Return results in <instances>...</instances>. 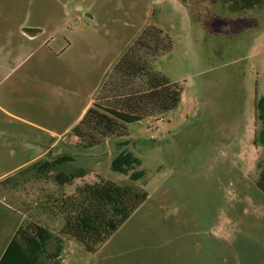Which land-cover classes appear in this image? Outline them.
Masks as SVG:
<instances>
[{"label": "rangeland", "instance_id": "rangeland-1", "mask_svg": "<svg viewBox=\"0 0 264 264\" xmlns=\"http://www.w3.org/2000/svg\"><path fill=\"white\" fill-rule=\"evenodd\" d=\"M148 26L171 40L152 68L182 86L180 104L120 136L78 138L83 108ZM260 96L264 0H0V241L35 221L60 237L61 202L77 186L130 182L111 168L127 149L148 199L95 252L64 236L60 264H264ZM63 155L74 160L40 171Z\"/></svg>", "mask_w": 264, "mask_h": 264}, {"label": "trees", "instance_id": "trees-1", "mask_svg": "<svg viewBox=\"0 0 264 264\" xmlns=\"http://www.w3.org/2000/svg\"><path fill=\"white\" fill-rule=\"evenodd\" d=\"M170 48L171 40L161 28H144L115 64L102 87L103 95L97 96L82 120L73 128L75 135L88 138L92 144L97 142L95 135L103 139L120 136L126 131V123L140 122L150 117L160 118L175 109L182 99V86L152 68L153 60ZM256 108L260 128L255 142L264 147V96L258 98ZM73 160L70 155H63L50 164L45 163L40 171L49 168L55 170L58 165ZM141 166L142 160L132 151H120L113 158L111 168L129 175V183L101 180L77 186L75 193L61 202L65 212L61 236H54L48 226L36 221L26 229L21 226L0 264H40L45 254L60 264L64 236L76 239L87 251L98 250L148 199L149 193L144 188L147 173ZM258 166L261 172L257 185L264 192V160ZM85 175V170L81 169L77 172L60 171L55 177L60 185H66ZM53 238L57 240V250L48 253L47 245Z\"/></svg>", "mask_w": 264, "mask_h": 264}, {"label": "crops", "instance_id": "crops-1", "mask_svg": "<svg viewBox=\"0 0 264 264\" xmlns=\"http://www.w3.org/2000/svg\"><path fill=\"white\" fill-rule=\"evenodd\" d=\"M29 32H31V34H36L35 36H29L30 38H34V37H36V36H38V35H41V34L43 33V31H41V32H36V30H32V31H29ZM23 35H27V34H25V33L23 32ZM94 100H95L94 98L90 99L89 103L83 108V110H82L80 116L78 117L77 125H78L79 122L82 120V118H83V116L85 115L86 111L90 108V106H92ZM49 142H50V145H51V147H52V146H53V138H52L51 140H49ZM39 157H40V155L35 156L33 159H31V160H32L31 162H32V163H33V162H36V161L38 160ZM17 174H18V178H19V179H24V178H25V173H24L23 171H19ZM36 222H38V221H36ZM38 223H40V224H42V225H44V226H48V225H46V224H44V223H42V222H40V221H39ZM18 229H19V228H18ZM18 229L16 230V232L18 231ZM15 234H16V233H15ZM15 234H14V235H15ZM14 235H13L12 237H10V238H9L8 240H6V241H0V261H1L3 255H4L5 251H6V249H7L8 245H9V243L11 242L12 238L14 237ZM51 242H52V241H51ZM51 242H49V243L51 244ZM49 243H48V245H47V250L49 249V248H48V247H49ZM48 253H51V252L48 250ZM46 258L49 259V260H52L51 258H48L47 255L45 254V255H42V257H41V259H40V264H43V260L46 259Z\"/></svg>", "mask_w": 264, "mask_h": 264}, {"label": "water", "instance_id": "water-1", "mask_svg": "<svg viewBox=\"0 0 264 264\" xmlns=\"http://www.w3.org/2000/svg\"><path fill=\"white\" fill-rule=\"evenodd\" d=\"M36 34H30V36H35Z\"/></svg>", "mask_w": 264, "mask_h": 264}]
</instances>
